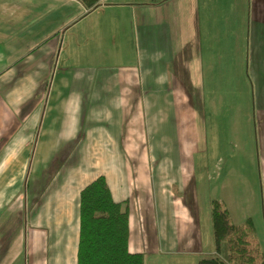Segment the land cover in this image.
Masks as SVG:
<instances>
[{"label": "rangeland", "instance_id": "374dc122", "mask_svg": "<svg viewBox=\"0 0 264 264\" xmlns=\"http://www.w3.org/2000/svg\"><path fill=\"white\" fill-rule=\"evenodd\" d=\"M92 21L91 19L85 22L83 26L86 27ZM59 44L58 57L55 60L58 65L52 67L53 79L69 80L65 93H58L61 96L68 97L79 90H90L92 87H85L82 84L88 70L94 76L90 78H95L101 73H113L126 66L84 65L96 62L90 51L83 47L78 54V51H73L63 44L61 35ZM67 53H70L68 59L73 65H61L67 60ZM128 66L134 67L138 79V85L128 87L134 94L132 104H139L143 110L141 119H131V122L133 120L135 123L134 129L130 123L131 110L128 113H121L118 119V111H112L114 109H111V104L106 101L108 96L104 94L97 95V99L90 101L88 99L85 105L94 108L95 114L99 116H104L110 111L114 116L112 118L92 119L88 117L90 114L86 117L84 113L82 117L69 118L63 115L62 111L52 112L48 109V91L46 93L47 87L44 86L42 103L38 111L25 119L18 127L19 133L2 145L0 249L1 254L7 249L9 255L8 249L11 247L9 244L18 239L17 245L21 248L18 251H22V258L21 263L17 264L48 262L53 264L57 255L63 254L71 233L66 217L69 214L74 224L72 233L74 243L77 242L79 194L96 175L109 177L111 171L119 169L114 165L115 158L120 161L125 159L128 168L135 170L136 176H140V171H143L149 181L145 185L135 183L131 200L133 214L138 222L137 236L143 240V249L148 260H145V264H198L212 252L214 254L213 201H219L225 207L231 208L235 223L238 219L241 221L237 224H245L243 216H252L249 215L254 212L249 208L250 195L240 198L236 195V191L244 190L245 183L248 190L247 181L252 187L258 181L257 165L263 152L261 149L263 126L261 119L255 116L253 89L249 81L247 80L248 86L245 84L238 86L234 83L230 88L223 85L220 74L219 85L216 86L219 90L214 87L215 91H218L215 93L218 96L211 102H208L210 93L206 92L204 97L201 86L198 87L199 91L197 89L195 91L190 85H186L185 92L188 97L183 103L184 110L190 111L192 104L198 108L202 115L198 118V127L191 122L190 117L176 118L180 107L174 108V98L164 97L166 87L162 84L155 85L154 76L158 74L161 65ZM232 67L234 72H238V66L231 65V73ZM222 69L225 70L226 76L227 65H220L218 72H222ZM25 87L29 91L34 89V86H24L23 90ZM95 88L97 87L92 88L93 95ZM222 89L227 96L224 101L223 91H220ZM167 90L170 92L172 89L169 87ZM13 94L20 102L18 92L15 90ZM50 94L52 95V91L49 93L51 97ZM31 102L25 104L23 112L30 110ZM177 103L180 104V101ZM60 104L55 103L56 106ZM248 112L253 113L249 118L245 115ZM72 121L76 125L70 129ZM117 121L125 126L119 132L120 137ZM95 124H98L97 129H101V134L98 133L97 137H101L102 140L96 139L95 148H91L86 132ZM40 127L44 129L41 135L35 133L36 131L30 132ZM65 129L70 132V138L67 140L61 137ZM132 130L136 134H132ZM0 135H3L1 131ZM127 137H134L132 140L134 148L125 151V154L121 150H111L115 144L122 146L121 138L124 140ZM118 138L120 139L117 141ZM125 167L127 168L126 165ZM161 172L162 192L166 193L165 195H172L174 202L179 200V207L176 209L178 212H181L180 208L186 209L188 217L193 221L192 225L184 224L182 223L185 222L182 219L184 215H180L177 216L181 221L179 226L178 223L177 226L173 225L175 222L172 221L165 227L168 234L174 237L177 228L179 230L181 226L184 228L188 225L186 227L188 230L182 234L183 242L178 243L172 252H167L162 247L159 235L160 220L155 212L158 203L155 202V194L160 192ZM129 183L132 188L133 183ZM255 190L259 193L258 188ZM149 191L154 200L148 204L146 200ZM239 200L245 207L242 210L238 206ZM260 216L257 215L258 220ZM258 220H254L256 239L258 242H264V229ZM163 227L162 222V230ZM190 240L194 242L192 247L188 245Z\"/></svg>", "mask_w": 264, "mask_h": 264}, {"label": "crops", "instance_id": "0c3cea01", "mask_svg": "<svg viewBox=\"0 0 264 264\" xmlns=\"http://www.w3.org/2000/svg\"><path fill=\"white\" fill-rule=\"evenodd\" d=\"M91 19L93 20L91 24L84 27V23ZM60 35L63 44L65 43L73 51H78V54L83 47L91 52L96 62L84 65L126 66L113 73H101L95 78H90L94 77L90 70L86 71V79L82 80V84L85 87H97L94 89V95L91 88L79 90L72 96H61L58 93H65L69 80L67 78L54 80L52 73L53 65H58L55 60L58 57ZM69 54L67 53V60L61 65H73L69 62ZM128 65H161L158 74L154 76L155 85L162 84L166 87L167 92L164 93V97L174 98V108L180 107L175 117H190L191 122L196 126L199 123L198 118L202 115L193 104L190 111L184 110L183 103L188 97L185 92L186 85L198 91V87L201 86L204 97L206 92L210 93L208 102H211L218 96L215 94L218 91H215L214 87L219 90L216 86L219 85L220 74L223 85H228L230 88L234 83L238 86L240 84L248 86V80L253 89L255 116L262 121L264 141V0H166L162 3H152L150 0H101L100 7L91 12L79 0H0V84H2L0 85V131L3 134L0 135V150L13 135L19 133V125L38 111L42 103L44 86L47 87L46 93L48 91V109L52 112L62 111L63 115L69 118L82 117L83 113L86 117L90 114L88 117L92 119L112 118L114 116L110 111L104 116H99L95 114L94 108L85 105L88 99L89 101L97 99V95L104 94L108 96L106 101L111 104V109H114L112 111H118V119L121 113H128L131 110L130 123L131 128L134 129L133 120L141 119L143 110L139 104H132L134 94L128 87L138 85V79L134 67ZM220 65H227L226 76L225 70L218 72ZM231 65H237L238 72H234L232 67L231 73ZM24 86H34V89L29 91L25 87L23 90ZM169 87L172 89L171 93L167 90ZM15 90L20 96V102L13 94ZM50 91H52L51 97ZM220 91L224 94L223 101L226 100L224 89ZM243 94L244 91L241 92V95ZM201 100L206 102L203 98ZM30 101H32L30 110L23 112V107ZM178 101L180 104L177 103ZM56 102L61 104L56 106ZM251 114L253 113H245L247 118ZM117 123H119L120 137L119 132L125 126L121 125L120 121ZM75 125L72 121L69 128L73 129ZM97 127L98 124H95L86 132L91 148H95L96 139L102 140L101 137H97L98 133L101 134V129ZM33 131L41 135L44 129L40 127L30 132ZM134 133L136 134L132 130V134ZM61 137L69 139L70 132L65 129ZM133 139L134 137H127L124 140L121 138L123 145L118 146L114 142L115 146H112L111 150H121L125 154V151L134 148ZM263 141L261 142L262 157L257 165L258 181L252 187L246 179L249 191L246 183L243 191H236L239 198L250 195L249 208L254 210L249 214L252 216H243L244 222L248 219L254 222L258 220L257 215H261L258 221L262 229H264ZM195 146L197 148V142ZM114 165L119 169L116 168L111 171L109 177L108 175L105 177L114 200L118 203L126 202L129 206L130 251L143 254L147 260L143 240L137 236L138 222L133 214L131 200L135 183L145 185L149 181L143 171H140V176H136L135 170L128 168L125 159L120 161L115 158ZM97 177L99 176L96 175L94 180ZM159 177L160 192L155 194V202H158L155 212L160 220V241L167 252H172L178 243L183 242L182 234L188 230L186 227L192 225L193 221L188 217L186 209L180 208L181 212H178L176 207L180 203L179 200L174 202L172 195H165L166 193L162 192V172ZM129 182L133 183L132 188ZM153 200V195L149 191L146 202L149 204ZM238 206L241 210L245 208L241 200L238 201ZM227 210L235 225H244L237 224L241 223L239 219L235 223L231 208ZM180 215H184L182 219L185 222L182 223L188 225L184 228L181 226L179 230L177 228L175 236L172 237L165 227L172 221L175 222L173 225L177 226L178 223L179 226L181 221L177 216ZM66 217L71 233L63 254L57 255L53 264H77L78 236L77 242L74 243L73 219L70 214ZM77 227L78 235L79 223ZM17 241L19 240L16 239L9 244L11 245L8 249L9 255L7 249L2 254L0 249V264L21 263L22 251L19 252L21 248H18ZM256 241L264 256V242H258L257 239ZM188 245L192 247L194 242L190 240ZM214 254L212 252L208 258L213 257ZM32 256L36 258L35 255ZM34 261L38 262V260Z\"/></svg>", "mask_w": 264, "mask_h": 264}, {"label": "trees", "instance_id": "16d2710c", "mask_svg": "<svg viewBox=\"0 0 264 264\" xmlns=\"http://www.w3.org/2000/svg\"><path fill=\"white\" fill-rule=\"evenodd\" d=\"M91 12L101 0H79ZM166 0H150L162 3ZM79 234L77 264H145V257L132 253L130 243V209L114 200L105 176H99L79 194ZM212 224L215 254L198 264H264L254 222L244 225L232 222L227 208L212 202Z\"/></svg>", "mask_w": 264, "mask_h": 264}]
</instances>
